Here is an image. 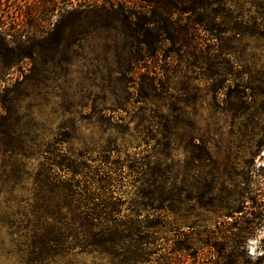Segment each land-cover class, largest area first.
<instances>
[{
    "label": "trees",
    "instance_id": "1",
    "mask_svg": "<svg viewBox=\"0 0 264 264\" xmlns=\"http://www.w3.org/2000/svg\"><path fill=\"white\" fill-rule=\"evenodd\" d=\"M224 1L30 0L18 11L4 10L1 3L0 62L7 70L14 67L34 39L58 51L65 19L79 27L100 21L123 36L124 52L115 71L118 81L139 72L150 58L184 62L210 80L226 77L223 66L229 51L220 35L232 29L222 22ZM157 78L163 87L169 86L168 77ZM22 85L19 81L0 91V258L10 264H79L78 255L98 253L109 258L105 264H170L189 254L190 248L177 241L176 247L170 244L166 254L152 259L139 230L164 227L172 216L187 218L184 204L192 199L191 191L200 188V164H195L209 157L206 141L189 138V167L177 181L160 159L171 145L167 119L157 132V144L146 153L128 151L117 135L125 122L114 113L122 109L120 99L109 107L93 103L98 138L80 137L73 125L68 130L60 126L54 138L24 111ZM150 134L147 131L146 138ZM190 177L192 183L187 181ZM258 190V184L246 182L239 195L249 197L260 210L264 204ZM262 215L259 211L250 226H227L219 237L222 245L212 237L215 260L210 264H264V252L252 257L244 250L247 239L264 224Z\"/></svg>",
    "mask_w": 264,
    "mask_h": 264
},
{
    "label": "rangeland",
    "instance_id": "2",
    "mask_svg": "<svg viewBox=\"0 0 264 264\" xmlns=\"http://www.w3.org/2000/svg\"><path fill=\"white\" fill-rule=\"evenodd\" d=\"M29 1L0 0V4L4 10L18 11ZM220 8L224 26L232 30L220 35L221 45L229 51L223 66L227 75L214 80L201 77L199 69L188 68L184 62L170 64L150 58L139 72L118 81L115 71L124 52L123 36L100 21L79 27L65 19L58 51L34 39L25 45L14 67L7 70L0 62V91L23 82L24 111L33 124L54 138L62 127L68 130L72 125L80 137L98 138L93 103L98 108L109 107L120 99L122 109L114 113L125 122L117 135L130 152H149L160 138L157 132L162 124L166 119L170 123L171 145L160 159L177 181L189 167V138L206 141L209 157L195 164H200L196 168L200 188L193 189L192 199L184 204L182 213L187 218L172 216L164 227L139 230L152 259L166 254L168 245L176 247L173 243L177 241L190 248L189 254L170 264H210L215 260L212 237H218L214 241L222 245L219 237L227 226L253 225L258 212L264 213L249 197L239 195L246 182L252 181L259 185L264 204V0H226ZM155 74L168 77L170 87H163L157 77L153 80ZM147 131L152 136L146 138ZM197 170L193 171L196 175ZM186 195L182 193L183 198ZM124 244L128 245L127 239ZM244 250L252 257L264 252V224L247 239ZM108 259L98 253L77 256L79 264H105ZM0 262L11 263L4 257Z\"/></svg>",
    "mask_w": 264,
    "mask_h": 264
}]
</instances>
